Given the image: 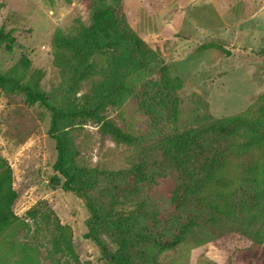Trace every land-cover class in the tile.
I'll list each match as a JSON object with an SVG mask.
<instances>
[{
  "label": "rangeland",
  "instance_id": "rangeland-1",
  "mask_svg": "<svg viewBox=\"0 0 264 264\" xmlns=\"http://www.w3.org/2000/svg\"><path fill=\"white\" fill-rule=\"evenodd\" d=\"M90 6L91 0H0V73L27 82L39 70V88L45 92L56 88L60 75L54 52L61 39L91 24ZM119 11L143 47L155 55L154 63L138 71L106 109V118L123 131L149 129L141 94L164 74L178 86L174 123L178 131L228 116L250 122L263 118L264 0H121ZM109 61V54L99 53L93 76L57 99L88 100L94 80L103 78ZM74 123L67 130L79 166L122 171L136 162L134 146L113 141L92 121ZM49 125L50 114L43 105H28L23 95L0 91V160L12 172L16 192L12 210L18 217L0 229V264H103L96 244L83 238L90 211L82 198L61 188L63 178L52 169L56 148ZM253 155L261 156L258 146L231 158L227 171L233 174L244 168ZM54 177L59 179L56 185L51 184ZM180 178V172L166 169L153 181L138 184V196L123 198L121 191L132 184L128 178L116 195L128 210L141 199L163 226L177 212L173 194ZM32 208L34 215L28 213ZM139 262L264 264V249L241 233L228 231L201 244L182 242L160 253L151 249Z\"/></svg>",
  "mask_w": 264,
  "mask_h": 264
},
{
  "label": "trees",
  "instance_id": "trees-1",
  "mask_svg": "<svg viewBox=\"0 0 264 264\" xmlns=\"http://www.w3.org/2000/svg\"><path fill=\"white\" fill-rule=\"evenodd\" d=\"M120 3L91 0V24L61 39L54 52L60 82L51 91L39 88V70L27 82L0 73L1 92L23 95L26 104L38 102L48 110V133L56 148L52 169L63 178L61 188L82 198L90 211L83 238L96 244L103 264H140L151 249L160 253L182 242L201 244L228 231H237L264 249V115L255 122L228 116L178 131L174 126L178 86L164 74L141 94V106L150 117L148 130L125 132L106 118L107 107L155 58L125 22ZM5 48L11 50L10 44ZM99 53L109 54L110 61L103 78L94 80L88 100L65 103L57 99L93 76ZM20 63L26 65L27 60L21 58ZM262 73L264 80V69ZM261 99L264 111V92ZM80 119L96 123L113 141L134 146L138 151L134 165L122 171L79 166L73 159L74 145L67 128ZM254 146L261 156H250L244 168L230 174L231 158L246 155ZM166 169L180 172L181 178L173 194L177 212L163 226L141 199L131 210L119 202L118 186L128 178L132 184L121 191L123 198L138 196V184L153 181ZM58 183L57 177L52 178V185ZM93 190H97L95 195L90 194ZM15 199L10 166L0 160V229L18 219L12 210ZM34 210L28 213L34 215Z\"/></svg>",
  "mask_w": 264,
  "mask_h": 264
}]
</instances>
